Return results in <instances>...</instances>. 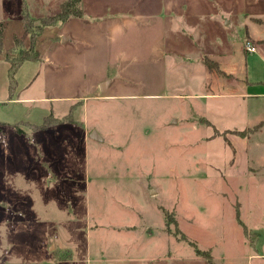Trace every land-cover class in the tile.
Here are the masks:
<instances>
[{"label": "rangeland", "instance_id": "obj_1", "mask_svg": "<svg viewBox=\"0 0 264 264\" xmlns=\"http://www.w3.org/2000/svg\"><path fill=\"white\" fill-rule=\"evenodd\" d=\"M66 1L0 0V264H264V0H81L11 97Z\"/></svg>", "mask_w": 264, "mask_h": 264}, {"label": "trees", "instance_id": "obj_2", "mask_svg": "<svg viewBox=\"0 0 264 264\" xmlns=\"http://www.w3.org/2000/svg\"><path fill=\"white\" fill-rule=\"evenodd\" d=\"M81 0H67L63 2L60 6V12H58L54 16L42 18L40 25L37 26L35 34L31 35V46H30V54H25L23 51H19L17 55H9L8 62L9 68L7 70L8 73V88L10 92V96L13 97L14 91L16 90L17 81H16V73L22 63L26 61H39L40 56L39 53L36 51V36L41 34L42 30L46 26L55 25L58 22H66L71 17H81L82 10L80 9ZM33 19L30 15L24 14L23 15V25L25 26L24 33L22 38L24 39L28 34H31L29 30L32 28L31 23ZM19 39H16L18 44ZM48 126H42L40 129L45 130ZM259 128L264 127V121L260 122L258 125ZM258 128V129H259Z\"/></svg>", "mask_w": 264, "mask_h": 264}, {"label": "crops", "instance_id": "obj_3", "mask_svg": "<svg viewBox=\"0 0 264 264\" xmlns=\"http://www.w3.org/2000/svg\"><path fill=\"white\" fill-rule=\"evenodd\" d=\"M251 42L257 48V53L260 52V59L258 60L257 64L255 65L257 67H256V73H254L255 76L260 77V79L257 80V81H252V80L248 81V79H247V81H245V82H247L249 85H254V84H257V83L262 84L261 88L264 89V40H262V39H258L256 41L251 40ZM242 47H243V51L246 54L252 55L251 53H248L247 51L244 50V43H243ZM257 53H254V54H257ZM103 84H105V83H103ZM240 97H251V98L252 97H254V98L263 97L264 98V92L263 93H258V94L245 93V94H242ZM260 121L262 122L264 120L262 119Z\"/></svg>", "mask_w": 264, "mask_h": 264}, {"label": "built area", "instance_id": "obj_4", "mask_svg": "<svg viewBox=\"0 0 264 264\" xmlns=\"http://www.w3.org/2000/svg\"><path fill=\"white\" fill-rule=\"evenodd\" d=\"M244 50L251 54L257 53V48L253 45L250 40H245Z\"/></svg>", "mask_w": 264, "mask_h": 264}, {"label": "water", "instance_id": "obj_5", "mask_svg": "<svg viewBox=\"0 0 264 264\" xmlns=\"http://www.w3.org/2000/svg\"><path fill=\"white\" fill-rule=\"evenodd\" d=\"M105 84H106V82H105ZM105 84H102V87H101V88H102V92L105 90V87H106ZM91 138H92L93 140H95V141H99V142L102 141V138L99 136V134H98L96 131H94V132L92 133Z\"/></svg>", "mask_w": 264, "mask_h": 264}]
</instances>
